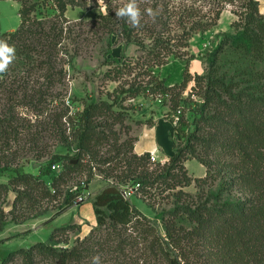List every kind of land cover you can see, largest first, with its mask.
I'll return each mask as SVG.
<instances>
[{
	"label": "trees",
	"instance_id": "16d2710c",
	"mask_svg": "<svg viewBox=\"0 0 264 264\" xmlns=\"http://www.w3.org/2000/svg\"><path fill=\"white\" fill-rule=\"evenodd\" d=\"M54 1L62 17L69 6L87 8L90 2ZM93 1L101 5L98 0ZM104 1L107 7L96 19L107 40L104 76L119 82L118 87L108 93L110 99L83 101L82 108L65 106L48 113V120L43 121L32 141L41 157L40 152L47 147L43 145L45 130L75 153L66 156L50 152L38 173L17 165L8 157L15 152L12 132L19 131L11 129L8 120L0 117V134L5 138L0 149L8 153L0 163V177H8L7 182L0 180V234L10 221L24 222L44 215L45 201L56 199L61 181L67 175L73 176L85 159L91 174L87 186L96 174L93 168L109 180L91 198L97 223L84 237L79 235V223L58 226L48 241L19 247L1 258L0 263L92 264V257L99 255L101 264H264L261 0H220L232 4L239 1L235 9L239 18L233 22V30L224 33L218 45L206 52L203 73H192L186 67L182 80L174 84H168L158 68L173 60H185L192 35L215 26L221 8L207 19L197 17L186 7L177 16L178 13L170 12L168 3L157 1L142 6L141 24L134 28L116 18L115 10L123 4ZM148 8L157 13L154 19L147 14ZM32 9L23 1L19 27L4 34V40L16 48V59L9 67V75L0 78V88L11 74L18 76L22 70L47 68L52 73L46 74V79L52 85L56 83L55 62L64 26L46 27L41 19L30 21ZM174 29L176 33L172 34ZM114 44L122 45L121 57H108ZM133 45L141 55H128ZM194 57L192 53L190 59ZM141 94L159 97L170 108L167 117L174 124L178 140L174 153L164 162L153 160L150 151L137 153L138 137L128 134L130 125L125 120L130 115L125 101ZM33 95H29L31 101ZM40 111L46 112L45 108ZM123 131L127 134L124 138ZM191 159L206 167L204 176L189 173L186 162ZM57 164L62 165L60 170L53 168ZM45 176L53 180V189ZM137 182L141 185L138 192L154 201L163 196L170 204L162 206L158 213L163 230L156 219L125 197L126 187ZM193 183L194 191L186 189ZM81 190L80 184L78 190H67L59 210L49 219L72 207ZM11 191L15 196L7 211L4 205ZM73 229H77L76 237L69 245L68 238L59 236Z\"/></svg>",
	"mask_w": 264,
	"mask_h": 264
},
{
	"label": "rangeland",
	"instance_id": "374dc122",
	"mask_svg": "<svg viewBox=\"0 0 264 264\" xmlns=\"http://www.w3.org/2000/svg\"><path fill=\"white\" fill-rule=\"evenodd\" d=\"M23 1L33 6L30 21L41 19L46 27H49L50 24H56L59 27L64 26V37L58 45L59 51L55 62L56 83L54 85L46 79L48 77L46 74L52 73V71L48 72L45 68L40 71L22 70L18 76L13 73L5 86L0 88V117L8 120L7 124L11 125V129L14 127L19 131L18 133L12 132V150L15 152L8 157V160H13L15 164L24 165L26 169L38 173L39 166L49 158L50 152L66 156L75 153L73 149L62 144L59 139L50 136L48 131L43 130V145L47 147L40 152L42 153L41 157L37 156L38 153L34 149L32 141L43 121L48 120V113L55 109L60 110L65 106H70L73 110L82 108L83 101H96L99 98L110 99L108 93L113 92L118 87L119 82L109 80L104 76L107 69V66L103 64L106 57L107 40L106 35L96 24L100 11L105 10L104 6L96 5L93 0H90L87 8L79 5L69 6L65 16L62 17L59 16V9L54 0H0V27L2 31H13L19 27L21 21L19 11L23 7ZM116 1L120 4L127 2V0ZM157 1L168 3L170 12L172 14L178 13L177 16L186 7L189 12L196 13L197 17L207 19L214 17L216 10L221 8V15L215 26L205 32H196L192 35L189 53L185 55V60H173L158 68L160 76L165 78L168 84L181 81L186 67L192 73H203L207 65L206 52L218 45L224 33L233 30L232 24L239 18L235 12L239 1L232 4L220 0H138V4L142 9V6ZM261 10L264 13V0H261ZM176 25L173 23L172 27L176 28ZM175 33L176 29L173 30L172 34ZM121 53L122 45L114 44L108 57H121ZM127 53L130 56L141 55L135 45L131 46ZM192 53L195 57L190 59ZM70 54L73 56L72 59ZM187 62L188 64H186ZM45 67H48V64H45ZM145 69L140 70V73L143 74ZM140 78L142 77L140 76ZM30 94H34L31 97L32 101L29 97ZM24 95L28 98L24 99ZM28 101L32 104H29ZM125 104L128 106L130 115L125 123L130 125L128 134L132 136L139 137L144 129L157 122L162 125L166 120L171 122L167 117L170 108L159 97L141 94L125 101ZM41 108H45L46 112H39ZM168 129V140L176 146L178 135L174 124L173 128ZM126 135L123 131V138ZM3 141H5L4 135L0 134V144ZM7 154L0 149V163L6 160L5 155ZM152 155L157 162H164L169 158L162 150L153 151ZM186 165L189 173L194 177L206 174V167L196 159L188 160ZM152 167H156V164H153ZM93 171L96 174L92 175L88 185L91 192L88 199L93 198L109 183L103 174H97L99 170L93 168ZM73 174V176H71L72 174L67 175L65 181H61L56 199L45 201L42 207H47V212L44 215L31 217L24 222H9L0 234V259L19 247H28L38 241H48L52 231L58 225H68L74 216L79 215V210L73 209L76 206L74 204L67 211L57 216V218L60 216V219H49L59 210V205L67 195V190L73 189L76 184L82 185L84 180L86 181L91 177L86 159L83 161V166ZM44 178L53 189V180L47 176ZM0 180L7 182L8 177L1 176ZM186 189L194 191V183ZM14 196V191H11L4 205L7 211L13 205ZM157 199L154 201L142 191H137L130 198L132 203L144 214L156 219L160 224V229L163 230L161 218H157L158 213L162 210V206H169L170 204L166 203L163 196ZM76 230H70L59 237L60 239L68 238L69 245H71L76 237ZM61 245H66V243L62 242Z\"/></svg>",
	"mask_w": 264,
	"mask_h": 264
},
{
	"label": "crops",
	"instance_id": "0c3cea01",
	"mask_svg": "<svg viewBox=\"0 0 264 264\" xmlns=\"http://www.w3.org/2000/svg\"><path fill=\"white\" fill-rule=\"evenodd\" d=\"M170 127L173 128V124L166 120L163 125L157 122L153 126L144 129L135 142V151L139 154H142L146 151H150L152 153L153 151L157 152L162 150V152L167 157L172 155L176 146L174 143H171L168 140L169 137L167 135V131ZM73 209L79 210L80 213L79 215L77 214L74 216V219L71 221V223L81 224L82 229L79 235L84 237L97 223L93 202L91 199H88L84 203L73 207ZM55 219H60V216L58 218L56 217ZM61 225L63 224L58 226Z\"/></svg>",
	"mask_w": 264,
	"mask_h": 264
},
{
	"label": "clouds",
	"instance_id": "9594fccd",
	"mask_svg": "<svg viewBox=\"0 0 264 264\" xmlns=\"http://www.w3.org/2000/svg\"><path fill=\"white\" fill-rule=\"evenodd\" d=\"M98 2L104 6V0H98ZM147 14L153 19L157 13L152 9H146ZM115 15L117 19H124L126 23L130 24L132 27H139L141 24L142 12L138 4V0H127L122 6L115 10ZM16 59V48L14 45L9 44L8 41L0 39V77L6 74L9 70L10 65ZM92 264H101V259L99 255L92 257Z\"/></svg>",
	"mask_w": 264,
	"mask_h": 264
},
{
	"label": "built area",
	"instance_id": "2783aa9c",
	"mask_svg": "<svg viewBox=\"0 0 264 264\" xmlns=\"http://www.w3.org/2000/svg\"><path fill=\"white\" fill-rule=\"evenodd\" d=\"M5 33H6V32L2 31V30H1V27H0V39H3V40H4V34H5ZM9 72H10V71L8 70V72H7L6 74H4L2 77H6V76L9 74ZM2 77H0V78H2ZM152 159H153V160H156V159L153 157V155H152ZM53 168L60 170V169L62 168V165L57 164V165H54ZM140 186H141V185H140V183H138V182L135 183L134 185H131V186L128 185V186L126 187V189L124 190V195H125V197H127V198L130 199L132 195L136 194V192L138 191V189L140 188ZM81 187H82V190L80 191V193L77 194V196H76V198H75V201H74V204H75L76 206H78V205L84 203V202L89 198V196L91 195V192L89 191L88 186H87V183H86L85 180L82 182ZM78 189H79V184H76V185L73 187V190H78Z\"/></svg>",
	"mask_w": 264,
	"mask_h": 264
},
{
	"label": "water",
	"instance_id": "95a60500",
	"mask_svg": "<svg viewBox=\"0 0 264 264\" xmlns=\"http://www.w3.org/2000/svg\"><path fill=\"white\" fill-rule=\"evenodd\" d=\"M123 193H124V191H123Z\"/></svg>",
	"mask_w": 264,
	"mask_h": 264
}]
</instances>
